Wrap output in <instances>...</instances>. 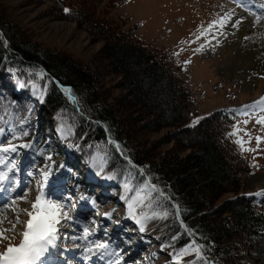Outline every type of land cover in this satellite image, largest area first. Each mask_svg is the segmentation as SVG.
Here are the masks:
<instances>
[{
    "label": "trees",
    "instance_id": "trees-1",
    "mask_svg": "<svg viewBox=\"0 0 264 264\" xmlns=\"http://www.w3.org/2000/svg\"><path fill=\"white\" fill-rule=\"evenodd\" d=\"M49 1L52 17L75 21L102 45L91 63L45 47L9 20L0 0L2 110L26 111L34 81L42 89L34 107L40 128L48 126L46 116L67 118L75 166L101 152L109 171L155 184L175 211L179 205L162 225V236L178 247L196 241L210 264H264V209L243 185L253 167L235 142L238 134L228 135L237 112L221 109L200 116L177 55L145 42L137 25L127 27L113 12L128 0ZM35 65L48 74H20ZM58 84L70 87L77 102Z\"/></svg>",
    "mask_w": 264,
    "mask_h": 264
},
{
    "label": "rangeland",
    "instance_id": "rangeland-1",
    "mask_svg": "<svg viewBox=\"0 0 264 264\" xmlns=\"http://www.w3.org/2000/svg\"><path fill=\"white\" fill-rule=\"evenodd\" d=\"M1 1L6 7L9 20L20 25L26 35L45 47L69 51L81 61L91 63L92 56L102 45V42H93L90 35L79 28L75 21L52 17L48 12L52 4L49 0ZM108 1L102 0L101 3ZM228 1L230 0H128L117 5L113 12L128 22L127 27L137 25V32L145 42L153 43L177 55L187 85L192 88L200 116L221 109H233L237 112L238 118L233 127L240 129L237 134L245 141V155L253 167L252 171L243 177L244 190L254 195L264 209V139H261L259 145L256 140L257 136L264 138V124L256 122L258 118L264 117V111H261L264 105L251 107L254 102H259L261 97H264V59L243 60V54L235 43L239 42L238 37L243 34V28L248 31L246 18L241 16L247 10L239 6L232 8V1L227 4ZM262 2L253 0L255 6H260ZM230 10L234 15L223 27L217 23L209 28L212 21H218ZM237 20L239 23L235 24ZM244 23L247 26L242 27ZM255 25L257 24H253L252 28L257 27ZM19 72L21 75H35L38 78H44L46 74L38 65L25 66ZM29 85L32 94L25 106L26 111H5L2 110L3 106L0 107V128L6 129L4 144L31 145L29 148H18L15 153L5 154V163L9 159H15L16 168L19 169L16 179L20 181V185L15 187L11 195H15V190L20 192L24 185L28 187L27 198L16 201L17 211L9 208L0 212V219L3 220L0 227L10 228L15 224L18 231L23 230V225L16 223L17 212L19 209L31 210V202L41 192L37 185L43 183L39 170L47 165L50 175L42 190L43 194L64 205L72 218L69 222L61 220L58 226L60 235L67 236L66 239L57 241L58 248H66L67 251L63 255L57 251L55 255L60 260L64 258L68 264H85L80 263L85 257H90L85 249L92 247L90 243L92 245L98 239H89V236L84 239V222L81 221L83 225L74 224L80 209L84 205L90 208L92 220L88 226L92 228L106 216L105 213L111 214L106 221L107 229L114 227L122 219L127 221V228H130V225L135 227L138 224L128 215V203L137 190L146 194L148 189L144 187L145 182L134 180L132 175L119 177L117 173L109 171L106 158L101 152H96L80 162L78 168L74 169L72 163L77 159V151L72 143V127L67 118L58 113L46 116L49 120L48 126L45 131L41 130L39 118L34 111V105L41 97V87L34 81ZM246 105L249 107L244 108ZM244 112L247 114H241ZM244 120L248 123L244 124ZM13 132L19 139H12ZM55 136L59 139L50 144V140ZM51 145L53 152L49 151ZM249 148L253 151L246 150ZM48 156H51V160L47 159ZM109 175L113 178L108 179ZM126 184L129 186L127 190ZM50 188L53 193H48ZM150 200L151 208L136 206V210L161 214L167 212L168 215L153 217L152 221L145 225V231L139 234L140 249L144 252L143 256L149 258L150 264H177L173 254H178L181 248L191 243L178 247L175 241L162 236V225L173 218L176 211L156 193L152 192ZM147 204L148 201H145V205ZM19 218L26 221L29 217L19 212ZM7 234L12 235L11 232ZM136 236L126 238L129 244L120 243L115 249L116 253L105 264L123 262L135 247L133 241L137 239ZM19 239L17 234L14 242ZM106 239L108 240V237ZM201 252L203 259L193 253L182 257L180 264H189V261H195V264H210L202 250ZM140 257L141 255H138L137 259Z\"/></svg>",
    "mask_w": 264,
    "mask_h": 264
},
{
    "label": "snow or ice",
    "instance_id": "snow-or-ice-1",
    "mask_svg": "<svg viewBox=\"0 0 264 264\" xmlns=\"http://www.w3.org/2000/svg\"><path fill=\"white\" fill-rule=\"evenodd\" d=\"M241 5L243 6L242 0ZM65 12H69L68 8L64 9ZM234 12L231 10L226 13L223 17H220L218 21H212L209 24V28L213 27L215 24L219 23L223 27L229 20H231ZM259 19V18H257ZM239 20L235 21V24H238ZM203 34V33H202ZM185 63H190V61H185ZM9 71L15 72V69H9ZM43 74V73H41ZM23 86V85H21ZM61 89L64 93L68 94V98L74 103L77 102V98L72 94V89L67 86H61ZM42 99V96H41ZM14 103V102H13ZM257 104L264 105V97H261L259 102H254L251 107H256ZM249 106H244L248 108ZM261 111H264V108H261ZM246 115L247 113H241ZM200 118H197L193 121V125L198 122ZM257 123L264 124V117H260L256 121ZM244 124H247L248 121L244 120ZM6 129L0 128V194L4 196V200H0V207L5 210L11 208L12 211H17V200H24L27 198V185H24L20 192H16L15 195H11L15 187L20 185V181L16 179V174L19 169L16 168V160L9 159L5 163L6 155L8 153L17 152L18 148H29L30 144H13L8 143L4 144V133ZM240 131L239 128L234 126L233 132L228 133L229 136L236 135ZM25 135L27 133H24ZM247 135V133L245 132ZM12 139H19L15 133L12 134ZM251 139V137H249ZM261 139H264L260 136L256 137L257 145ZM110 143L115 144L116 148L119 149L120 145L116 144L115 141H109ZM240 145L241 150L244 149L245 141L242 138H237L235 141ZM248 151H253V149H246ZM47 159L51 160V156H48ZM95 166V165H93ZM141 171H143L141 169ZM11 173V174H9ZM31 175V173H29ZM39 175L43 183H38L37 188L41 190L40 194L37 195L33 202H31V210L28 209H19L16 216V223L23 225V230L18 231L15 227V224H12L10 228L0 227V264H50L48 257L53 254V252H59L60 255H63L67 249H59L57 241L60 239H66L67 236H61L59 233V225L61 220H70L72 219L69 216L68 211L65 209V206L59 204L52 199L46 197L43 194V188L47 185L48 176L50 175V169L47 165L39 170ZM108 179L113 177L109 175ZM145 188L148 189L146 194H142L140 190L136 191L135 196L132 197L131 201L128 203V215L136 221L139 225V231H145V221L156 216L167 217L168 213L163 212H141L139 216L136 214V206H143L147 208L152 207V202L150 200L152 192L159 193L160 196H163L165 199L168 197L165 196L164 192L157 188L155 184H149L145 182ZM126 190L129 186L125 185ZM23 193V194H21ZM124 199L125 197H121ZM145 201H148V204L145 205ZM94 203V201H93ZM177 212H179V205H174ZM19 212H23L29 218L25 220H20ZM106 216H110V213H105ZM3 223V220L0 219V224ZM11 232L12 235L7 233ZM84 239L89 235V229L85 227L83 229ZM20 236L18 242L15 241L16 235ZM175 238V237H174ZM73 239H76L73 237ZM109 244L107 242H93L92 247L86 248L85 252L93 254L94 250L96 254H99L100 259H103L106 254H108ZM202 245L197 244L193 241L191 244L185 245L179 250V253L173 254V259L180 264L181 258L187 255L195 254L197 257L203 259L202 256ZM115 254V253H113ZM122 258V257H121ZM87 259V257H85ZM63 264H68V261H64ZM189 264H195V261H189Z\"/></svg>",
    "mask_w": 264,
    "mask_h": 264
},
{
    "label": "bare ground",
    "instance_id": "bare-ground-1",
    "mask_svg": "<svg viewBox=\"0 0 264 264\" xmlns=\"http://www.w3.org/2000/svg\"><path fill=\"white\" fill-rule=\"evenodd\" d=\"M232 1L230 4L232 6V8H237L238 6L239 7H242L244 9L247 10V12H244L242 11V17L244 16L246 18V23L248 24V31L247 30H244L243 28V34H239V42L238 43H235L236 45H238L237 48H239L240 52L243 54V60L245 61L246 59H250V60H256L258 58H263L264 59V4H262L260 7H255V3H253V0H242V3H243V6L241 5V0H230ZM226 2L227 4L230 2ZM225 5V4H224ZM255 9L256 11L255 12H250L251 9ZM245 10V11H246ZM236 14V13H235ZM241 17V18H242ZM259 18V19H257ZM244 19V18H243ZM252 19H257L256 20H252ZM260 21V22H258ZM246 23H244L242 25V27H245L247 26ZM242 24V23H241ZM253 24H257L255 26L257 27H254L252 28V25ZM262 24V25H261ZM242 27L240 29H242ZM245 34H248L247 36ZM105 182H108V181H105ZM107 185V184H106ZM48 193H53V190L50 188L49 189V192ZM4 196L2 194H0V200H4ZM83 211L85 209H87V205H84L82 207ZM4 210V208L0 207V212ZM83 211L80 209L77 217L74 219L75 223L74 224H82L81 221L82 220V217H83ZM136 211V214L139 216V214L141 213V211ZM109 216H103V220L105 221ZM131 218V217H130ZM153 218L151 219H148L147 221H145V225H147L150 221H152ZM69 222V220H67ZM126 220L122 219L121 222L119 223L118 227H116L115 229V232L118 233L119 231L123 230V232H127V235L126 237H129L131 236V233L130 231L125 227L126 225ZM136 222V221H135ZM91 228V227H90ZM138 230V235L141 233L139 231V225H135V230ZM117 237V236H114V238ZM89 239H92L94 238V236H90L88 237ZM122 240L123 242L127 243V241L123 240L121 236H118V241ZM141 242L140 240V236L137 240V244L139 245ZM89 243V242H88ZM74 246V245H73ZM76 246V245H75ZM141 246V245H139ZM110 252H112V249H111V246L109 245V249H108V254H106L104 257L107 258V256H109ZM134 253H131V254H128L126 256V258L124 259L123 262H119L118 264H129V260L132 259V256H133ZM99 258V254H96L95 253V250L93 252V254H91V258L89 259V262L90 260L91 261H94L95 262V259ZM49 259V262L50 264H63V261H61L60 259L57 258V256L55 255V252H53V254L51 256L48 257ZM63 259V258H62ZM132 261V260H130Z\"/></svg>",
    "mask_w": 264,
    "mask_h": 264
},
{
    "label": "water",
    "instance_id": "water-1",
    "mask_svg": "<svg viewBox=\"0 0 264 264\" xmlns=\"http://www.w3.org/2000/svg\"><path fill=\"white\" fill-rule=\"evenodd\" d=\"M45 73L48 74L46 71H45ZM58 86L61 88L62 85L61 84H58Z\"/></svg>",
    "mask_w": 264,
    "mask_h": 264
}]
</instances>
